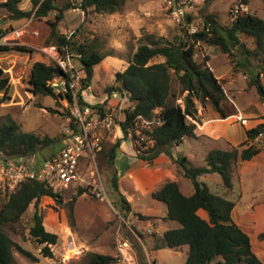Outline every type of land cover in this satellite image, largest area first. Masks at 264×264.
<instances>
[{
  "label": "rangeland",
  "instance_id": "1",
  "mask_svg": "<svg viewBox=\"0 0 264 264\" xmlns=\"http://www.w3.org/2000/svg\"><path fill=\"white\" fill-rule=\"evenodd\" d=\"M56 3L58 7L49 11L46 16L34 15L31 25L40 33L38 37L26 36L23 39L25 43L13 40L10 32L26 18L18 20L5 18L7 12L0 8V30H2L0 35L4 33L8 35L6 39L0 41V47L11 48L0 50V68L8 76L10 84L6 94L0 92V123L11 118L20 124L22 131L34 132L41 136L47 135L55 140L51 146L37 152L33 156L35 160L48 157L58 150L62 142V126L69 122L65 100L57 95L34 94L28 82L30 69L35 61L43 59L46 63H50L43 58L37 46L56 43L51 34L52 23H56L58 34L74 32L73 39L78 44H85L102 54H109L93 66L90 94L98 98L104 93H109L106 87L116 85L115 72L123 71L127 67L141 38L146 34H154L169 42H175L186 34L185 30L170 18L161 0H125L118 10L110 13L97 12L93 9L78 10L76 9L78 5L70 0H56ZM67 4L69 6L65 7ZM191 4L193 8L189 20L198 21L200 28L207 14H213L223 25L230 23L236 14L244 12L264 19L262 0H250L247 5H239L236 0H192ZM18 6L30 10L32 0H20ZM58 14L59 19H57ZM240 40L247 48H255L251 37L240 34ZM21 46L24 47L23 50L12 49ZM240 51L236 47L233 51L235 56H231L222 52L218 46L205 42H199L195 46V59L201 61L208 58V66L215 75L219 76L226 94L223 106L231 114L226 118H220L208 101L200 102L194 98L196 117H188V120L200 122L201 119L212 116L223 119L228 124L234 123L229 125L228 130L234 131L238 138L242 137L244 141V130L264 122V100L260 99L255 86L250 82L249 68L254 66L257 71L258 60L251 58L250 61H244V65H239L237 60H243ZM162 60V57H155L151 62ZM260 80L264 85V73L260 74ZM172 89L177 94L180 91L175 78L172 80ZM185 94L186 92L177 99L181 105ZM115 141L112 132H104L105 150ZM201 142L205 144V141L201 140ZM253 142L264 150V132ZM227 145L224 147L229 148L230 146ZM186 146H188L187 153L194 161L193 164L200 165L201 146L190 138ZM133 148L137 154V148L134 146ZM241 162L235 166L234 172H237L239 169L237 166ZM147 165L150 164L147 162ZM113 170L115 171L114 166L108 163L103 153L96 156L95 164L85 158L69 188L55 197L42 196L36 206L30 205L27 208L18 223L4 227V232L16 244L31 251L37 257L36 261L31 260L13 246L14 264H88L89 254L92 252L119 257L117 244L122 239L132 242L136 264H140L136 254L137 249L142 250L141 255L147 264H183L187 254L186 246L178 249L169 247L155 249L156 240L160 238L167 224H170L168 225L170 227H178L175 221L167 220V224L164 222L165 218L161 213L166 208L165 204L147 195L146 201L139 207L136 206L135 200L134 209L144 213L150 211L159 216L149 221L141 213L130 214V210L121 208L123 202L118 191L112 187ZM240 179L241 182L236 176L232 178L235 188L241 189L239 206H248L258 211L257 216L261 220L264 216V161L244 171ZM99 188L106 192L108 201L101 200L96 195ZM80 189L83 191L79 194ZM181 190L185 195L193 192V185L189 179L185 178L182 181ZM6 192L9 191L0 190V208L6 199L4 196ZM152 200L157 202L156 206L149 205L154 202ZM71 201L73 220L68 218ZM35 210L42 215L44 229L57 235V242L50 246L51 257H44L41 254L42 245L29 237V228L33 223L32 216ZM151 223L154 224V229L148 232L146 228ZM112 264L121 263L118 260Z\"/></svg>",
  "mask_w": 264,
  "mask_h": 264
},
{
  "label": "trees",
  "instance_id": "2",
  "mask_svg": "<svg viewBox=\"0 0 264 264\" xmlns=\"http://www.w3.org/2000/svg\"><path fill=\"white\" fill-rule=\"evenodd\" d=\"M20 0H4L0 8L6 10L5 18L18 20L27 18L33 13L37 17L46 16L49 11L58 7L56 0H32L30 10L19 8ZM239 5H247L250 0H236ZM264 1V0H262ZM125 0H81L80 7L87 11L113 12ZM67 4L65 7H68ZM60 15H57L59 19ZM204 22L209 23L208 30L188 35L175 42L164 41L154 34H146L141 38L136 51L132 54L127 67L115 72V86L106 87V91L118 90L129 94L131 109L126 111L123 130L132 124L136 117L147 119L158 118L160 124L145 131L153 140L151 146L137 153V156L150 165L160 154L172 156L171 148L179 145L184 138L196 137V125L188 117H196L194 98L200 102L208 101L220 118H226L231 113L224 109L225 91L221 81L214 75L207 64L208 58L201 61L195 59V46L199 42L218 46L222 52L235 56L237 47L243 60H237L239 65L251 58L258 60L257 68H249L250 82L255 86L260 99L264 100V85L260 74L264 73V19L255 14L244 12L236 14L230 23L221 24L213 14H207ZM2 30H0V33ZM52 36L57 45L81 53L82 68L79 73L86 84H90L93 76V66L101 62L107 55L94 50L91 46L78 44L74 32L67 36L56 32V23H52ZM240 34L251 37L255 43L254 49H249L240 40ZM11 48L0 47V50ZM12 49L23 50L24 47ZM155 57L162 61L151 62ZM59 67L54 63L35 61L30 69L29 84L34 94L56 95L46 85L47 81L57 77ZM176 79L180 86L177 94L172 89V80ZM10 89L9 79L0 68V92L6 94ZM183 105L177 99L184 93ZM68 95V94H67ZM158 109V112L155 110ZM264 132V122L245 130V139L229 148H212L204 155V163L193 164L185 157H178L176 163L182 169L183 176L193 185V192L185 195L176 181H166L151 192V197L166 206L165 219L175 221L178 227L165 230L156 240L155 249L169 247L178 249L187 246V254L183 264H264L253 252L248 234L232 219L231 211L234 202L226 197L213 193L198 177L206 173L219 174L226 191L232 188V175L235 166L244 160L251 159L263 148L253 141ZM126 136V135H125ZM124 138L116 139L107 150L102 148L97 155L103 153L106 160L113 166L119 147ZM55 140L47 135L34 132H24L20 124L8 118L0 123V155L9 157H31L40 150L51 146ZM96 155V156H97ZM45 158V157H44ZM114 171V170H113ZM112 187L118 191V179L114 171L111 178ZM82 189L78 193H82ZM61 193L54 192L48 185L37 180L23 182L14 191L5 193V201L0 208V264H14L12 247L15 246L24 256L36 261L37 257L29 250L16 244L3 230L4 227L18 223L21 216L30 205H37L42 196L55 197ZM123 202L121 208L129 210V204L119 193ZM75 198H73L74 200ZM72 200V201H73ZM69 203L68 218L73 220L72 203ZM204 209L208 219L201 218L197 210ZM151 219V216H144ZM33 223L29 228V237L42 245L41 254L52 256L51 245L57 242V235L48 232L42 224V215L35 210ZM258 237L264 240V232ZM140 264H147L141 255L142 250H136ZM118 261L117 256L92 252L88 264H112Z\"/></svg>",
  "mask_w": 264,
  "mask_h": 264
},
{
  "label": "built area",
  "instance_id": "3",
  "mask_svg": "<svg viewBox=\"0 0 264 264\" xmlns=\"http://www.w3.org/2000/svg\"><path fill=\"white\" fill-rule=\"evenodd\" d=\"M70 1L78 5L76 9H81V0ZM161 1L170 18L181 26L186 34L192 35L201 29L208 30L209 23L203 22L200 28L198 21L189 20L193 8L192 0ZM33 17L34 13L11 30L10 36L13 40L25 43L23 39L26 36H39V30L31 25ZM64 34L70 36L72 33ZM7 36L6 33L1 34L0 41ZM37 47L43 58L54 62L60 69L61 75L48 80L46 85L60 99L66 101L69 122L62 126L61 145L48 157L35 160L33 156L9 157L1 154L0 190L14 191L23 182L29 180L43 182L54 192L66 190L74 180L82 160L86 158L95 164L97 152L102 148L104 132H112L116 139L124 138L126 135L125 140L137 148V152L151 146L153 140L145 131L160 124L158 118L136 117L124 133L122 126L126 111L131 109L128 93L113 90L104 93L101 98L90 94V84L83 82L79 73L82 68L81 53L73 52L55 43ZM41 62L45 61L41 59ZM96 195L101 200L108 201L106 192L102 188L97 190ZM146 229L151 232L154 225L151 223ZM119 241L117 250L120 263L136 264L132 242L128 239Z\"/></svg>",
  "mask_w": 264,
  "mask_h": 264
},
{
  "label": "crops",
  "instance_id": "4",
  "mask_svg": "<svg viewBox=\"0 0 264 264\" xmlns=\"http://www.w3.org/2000/svg\"><path fill=\"white\" fill-rule=\"evenodd\" d=\"M215 76L219 79L218 75ZM192 122L196 125V137L190 139L195 140L201 146V164L204 163V155L208 150L212 148H225L224 146L227 144L229 146H235L243 140L242 137L238 138V135H236L234 131L228 130L229 125H233L234 123H225L223 119L209 116L205 119H201L200 122L194 120H192ZM188 139L189 138H184L179 145L171 148L172 156L160 153L154 159L151 166L147 165V161H144L137 156L135 149L129 142H126L125 140L121 141L119 152L114 159L113 166L118 179V193H120L128 202L130 214H132V212H138L144 216H159L150 211L144 213L138 209H134L135 206L133 203L136 200V206L139 207L142 202L146 201L147 195L151 196V192L160 187L166 181H176L181 190L182 181L186 177L183 176L182 169L176 163V159L178 157H185L194 163L190 155L187 153L188 146H186V143ZM201 140L205 141V144L204 142L202 143ZM263 161L264 150H261L251 159L242 161L241 164L237 166L239 168L237 172H233L232 178L236 176L239 182H241L240 175L244 171L256 167ZM215 174L217 173H206L200 175L198 179L201 182H204L211 192L222 195L234 202L231 217L233 221L248 234L253 252L264 262V240L258 237L261 232H264V216L259 220L257 216L258 211H254L248 206H239L238 201L239 195H241V189L238 190L235 188L234 183L232 182V188L226 191L219 174H217L218 176ZM181 192L183 193L182 190ZM152 201L154 202L149 205L156 206L157 204L155 203L157 202H155V200ZM166 212L167 210L165 208L164 211H162L161 216L165 218ZM197 213L201 218L208 219L207 212L204 209H198ZM147 220L150 221V219ZM164 222L167 224V219H164ZM168 225L170 224H167V227H165L163 232L169 228L176 227H170Z\"/></svg>",
  "mask_w": 264,
  "mask_h": 264
},
{
  "label": "water",
  "instance_id": "5",
  "mask_svg": "<svg viewBox=\"0 0 264 264\" xmlns=\"http://www.w3.org/2000/svg\"><path fill=\"white\" fill-rule=\"evenodd\" d=\"M58 75H61V72H58Z\"/></svg>",
  "mask_w": 264,
  "mask_h": 264
}]
</instances>
